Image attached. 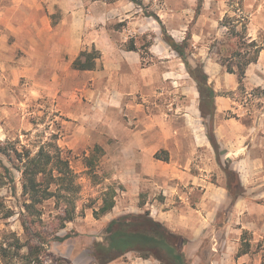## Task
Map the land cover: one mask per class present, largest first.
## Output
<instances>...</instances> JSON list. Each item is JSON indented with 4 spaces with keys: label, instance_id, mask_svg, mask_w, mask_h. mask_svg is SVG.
<instances>
[{
    "label": "rangeland",
    "instance_id": "1",
    "mask_svg": "<svg viewBox=\"0 0 264 264\" xmlns=\"http://www.w3.org/2000/svg\"><path fill=\"white\" fill-rule=\"evenodd\" d=\"M38 1L49 17L40 25H62L74 33L78 51L61 66L66 70L61 81L65 92L58 101L51 95L49 80L32 78L27 49L22 47L25 41L15 35V0H0V146L8 142L37 150L52 138L79 174L78 215L58 232L67 237L53 242L51 251L71 264H93L92 243L100 239L112 218L148 210L190 239L191 264H261L264 53L248 66L243 87H239L236 74L221 65L236 48V40L221 20L224 16L244 20L248 38L264 49V0H141V6L130 0ZM147 12L157 15L179 41L190 33L192 56L204 62L209 83L217 91L213 129L219 159L204 132L197 89L181 59L161 38L159 24ZM131 46L135 50H130ZM83 51L98 54L94 69L74 66L77 58L85 59L80 56ZM48 71L42 69L44 75ZM104 92L145 93L129 97L124 110L112 117L115 97ZM135 138L147 142L140 148L128 145L134 147L136 158L122 151L129 148L122 142ZM194 141L200 144L196 148ZM97 145L101 151L94 154V167L87 171L85 158ZM164 150L168 161L156 157L163 156ZM239 156L245 158L243 162ZM227 158L247 190L234 204L226 195L227 175L221 165L227 164ZM0 159L12 169L5 156L0 154ZM183 170L199 175L200 185L182 184L177 174ZM13 171L16 181L0 186V199L14 215L3 219L0 214V234L4 230L22 232L15 212L24 198L20 174ZM204 180L211 188H224L218 203L203 199ZM107 186L116 190L115 206L96 218L93 209L101 205ZM43 208L51 227L58 210L52 199ZM243 231L250 243L245 259L236 256ZM108 264L159 262L130 252Z\"/></svg>",
    "mask_w": 264,
    "mask_h": 264
},
{
    "label": "trees",
    "instance_id": "2",
    "mask_svg": "<svg viewBox=\"0 0 264 264\" xmlns=\"http://www.w3.org/2000/svg\"><path fill=\"white\" fill-rule=\"evenodd\" d=\"M130 1L142 5L141 0ZM146 15L157 21L161 38L181 59L194 83L199 94L198 110L204 132L219 159V144L213 129L217 91L209 83V74L204 69V62L192 56L190 33L179 41L168 33L157 15L148 12ZM221 24L228 28L229 35L236 40V48L221 65L228 73L236 74L239 87H243L246 70L250 64L258 61L263 46L257 40L248 38L247 23L244 20L233 21L231 17L224 16ZM129 49L135 50L133 46ZM80 56H84L85 59L77 58L74 62L76 68L80 70L95 68V59L98 58L96 52L83 51ZM100 151L101 148L97 145L94 147V153L86 156L87 171L94 167L97 158L94 154ZM164 153L163 156L156 157L168 161L165 150ZM0 154L13 165L11 169L0 159V167L3 169L0 173V186L16 181L13 171L15 170L20 174L21 194L24 198L19 211L15 212L22 232L4 230L0 234V264H71L67 259L56 256L51 251L53 242H62L67 237L60 236L58 232L78 215L76 203L81 185L78 182L79 174L72 168L68 156L52 138L40 144L37 150L25 146L19 148L16 144L7 142L0 146ZM226 163L221 164L227 175L226 195L234 204L245 196L247 190L241 185L237 170L230 166L229 158ZM115 196L116 190L112 186H107L102 192V203L99 208L93 209V215L98 218L112 210L115 206ZM51 199L58 211L56 222L49 227L44 217L43 206ZM0 214L3 219H9L14 215L13 210L7 207L2 199ZM246 234L247 231H243L241 246L236 256L250 252ZM191 246L190 239L168 228L147 210L144 213H126L112 218L103 228L100 239L93 241L90 256L93 264H108L130 252L152 257L159 264H191L189 253ZM261 264H264V260Z\"/></svg>",
    "mask_w": 264,
    "mask_h": 264
},
{
    "label": "crops",
    "instance_id": "3",
    "mask_svg": "<svg viewBox=\"0 0 264 264\" xmlns=\"http://www.w3.org/2000/svg\"><path fill=\"white\" fill-rule=\"evenodd\" d=\"M39 6H41V4L38 0H15V35L25 41V44L22 47L27 49V61L28 65L32 68L30 73L33 74V80H49L51 86L50 92H53L51 95L56 97L59 101L64 95L63 92H65L61 88V81L66 76V70H62L61 66L67 64L68 56L71 58L75 56L76 52L78 51V45L75 41L76 36H74V33L67 31L62 25L41 26L40 22H48L49 17L45 13V10ZM25 26L29 27L26 28ZM261 52L263 54L264 49ZM262 54L260 56L261 58ZM46 67L49 69V71L46 73V75L48 74L49 77H46V75L42 73V69ZM41 74H43L44 77H40ZM101 93L102 92H99V94ZM144 93L145 92H104V95L109 94L110 96L115 97V100L113 101L114 108H111L110 111L111 116H116L118 112L124 110L123 105H125V101L128 100L129 97ZM67 114H69V117L71 116L73 119H76L74 114ZM146 143L147 142H144L138 138L122 142L124 146L129 147L130 145H133L137 148L144 146ZM197 145L199 146L200 144H196L194 141L193 148H196ZM133 146H131V148L129 147L128 149L123 147L122 151L124 154L128 153L136 158L137 154H135V152L133 153ZM232 151L234 153L235 150L232 149ZM107 155L112 158L110 153ZM239 157H241L243 162L245 158L243 156ZM177 177L181 179V183L184 185L194 183H198V185H200L201 183V178L199 175H195L187 170L180 171L177 174ZM204 182L203 199L209 197L210 199H213V202L218 203L224 194V188L219 187V189L216 190V187L211 188V186L206 184L205 180ZM236 223L239 224V221ZM243 227L245 226L243 225ZM244 255L241 257L244 258Z\"/></svg>",
    "mask_w": 264,
    "mask_h": 264
}]
</instances>
